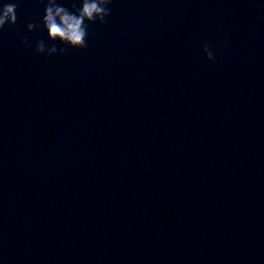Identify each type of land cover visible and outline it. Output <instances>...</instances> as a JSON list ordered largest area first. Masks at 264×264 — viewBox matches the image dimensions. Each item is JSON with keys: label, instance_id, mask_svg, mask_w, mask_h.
I'll list each match as a JSON object with an SVG mask.
<instances>
[{"label": "water", "instance_id": "water-1", "mask_svg": "<svg viewBox=\"0 0 264 264\" xmlns=\"http://www.w3.org/2000/svg\"><path fill=\"white\" fill-rule=\"evenodd\" d=\"M16 2L0 264H264V0H112L83 49Z\"/></svg>", "mask_w": 264, "mask_h": 264}, {"label": "clouds", "instance_id": "clouds-1", "mask_svg": "<svg viewBox=\"0 0 264 264\" xmlns=\"http://www.w3.org/2000/svg\"><path fill=\"white\" fill-rule=\"evenodd\" d=\"M44 3V15L40 23L47 30L48 39L51 41H59L62 45L71 48L83 49L87 47L88 25L91 23L105 24L107 17L110 16L111 10L109 5L112 0H79L80 7L72 4L75 11L59 4L57 0H41ZM16 0H7L6 3L0 5V30L6 25L11 26L17 23ZM39 24L29 23L27 29L29 32L39 28ZM24 45H28L27 37L21 41ZM206 57L210 61H214V55L209 46H204ZM66 51L65 47L57 48L56 44L47 46L44 40H39L35 45L37 54L46 55H63Z\"/></svg>", "mask_w": 264, "mask_h": 264}]
</instances>
